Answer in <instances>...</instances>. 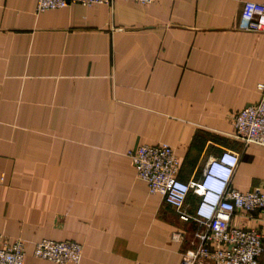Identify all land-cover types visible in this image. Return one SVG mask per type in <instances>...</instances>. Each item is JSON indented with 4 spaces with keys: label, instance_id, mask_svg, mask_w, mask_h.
<instances>
[{
    "label": "crops",
    "instance_id": "obj_1",
    "mask_svg": "<svg viewBox=\"0 0 264 264\" xmlns=\"http://www.w3.org/2000/svg\"><path fill=\"white\" fill-rule=\"evenodd\" d=\"M262 1L38 14L34 0H0V241L24 242L25 264H53L33 256L42 240L81 244L80 264H182L196 226L148 192L128 152L171 146L189 183L232 150L231 186L264 184V148L231 137L264 82V34L242 30L244 4ZM232 224L264 234V212Z\"/></svg>",
    "mask_w": 264,
    "mask_h": 264
},
{
    "label": "built area",
    "instance_id": "obj_2",
    "mask_svg": "<svg viewBox=\"0 0 264 264\" xmlns=\"http://www.w3.org/2000/svg\"><path fill=\"white\" fill-rule=\"evenodd\" d=\"M38 14L64 9L72 4L93 6L112 5L116 0H34ZM152 5L157 0H123ZM242 30L264 34V0L246 2L242 12ZM260 99L233 116L231 137L246 147L264 148V82L258 85ZM137 177L152 195L164 197L184 222L196 226L183 252L182 264H263L264 234L257 229L239 228L232 224L240 211L264 212V184L250 192H241L231 186L240 162L232 150H224L209 160L198 180L185 183L179 179L182 161L167 144L140 146L128 152ZM199 200L194 205L190 195ZM185 234H172V241L184 242ZM36 260L53 264H80L83 258L81 244L42 240L35 245ZM26 249L22 241H0V264H25Z\"/></svg>",
    "mask_w": 264,
    "mask_h": 264
},
{
    "label": "trees",
    "instance_id": "obj_3",
    "mask_svg": "<svg viewBox=\"0 0 264 264\" xmlns=\"http://www.w3.org/2000/svg\"><path fill=\"white\" fill-rule=\"evenodd\" d=\"M190 200L195 204L196 202H198L199 198L196 195L191 194L190 195Z\"/></svg>",
    "mask_w": 264,
    "mask_h": 264
}]
</instances>
